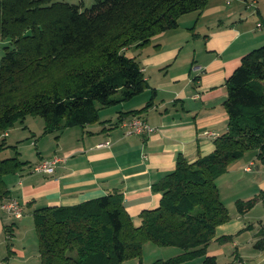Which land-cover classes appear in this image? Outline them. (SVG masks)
Instances as JSON below:
<instances>
[{"label": "trees", "instance_id": "trees-1", "mask_svg": "<svg viewBox=\"0 0 264 264\" xmlns=\"http://www.w3.org/2000/svg\"><path fill=\"white\" fill-rule=\"evenodd\" d=\"M208 2L95 0L85 9L63 0H0V39L11 43L0 61V137L27 116H41L47 132L91 124L100 120V107L116 103L118 93L123 100L143 93L146 78L128 50L179 27L182 16L203 12ZM242 59L227 81L229 128L216 138L213 153L195 162L180 156L176 169L155 187L163 194L159 207L143 212L139 227L118 193L36 210L41 264H123L141 260L150 242L183 251L151 264L203 255L204 264H217L207 247L216 227L231 219L217 177L251 150L264 163V46ZM22 165L18 157L0 160V194H9L4 174ZM261 199L237 201L238 213Z\"/></svg>", "mask_w": 264, "mask_h": 264}, {"label": "crops", "instance_id": "crops-1", "mask_svg": "<svg viewBox=\"0 0 264 264\" xmlns=\"http://www.w3.org/2000/svg\"><path fill=\"white\" fill-rule=\"evenodd\" d=\"M238 1L242 3L209 0L203 12L182 16L179 27L154 36L146 46L130 48L148 85L130 100L118 93L116 103L100 107L99 121L47 132L45 121L34 126L27 116L1 135L0 160L18 157L25 163L3 176V188L21 200L25 215L16 219L0 209V264H41L35 211L46 206L70 207L118 193L134 226H141L142 213L159 207L163 194L155 187L176 169L178 158L195 162L213 153L216 138L229 128L227 81L262 41L244 30ZM198 66L203 69H194ZM134 115L158 131L126 136L121 121ZM106 141L109 145L100 147ZM6 149L16 152L1 157ZM55 155L65 161L54 173L33 171ZM258 161L257 151L251 150L217 177L219 190L223 187L227 194L235 183L246 181L250 187L226 199L221 191L231 219L216 227L206 252L217 264H264V201L245 214L238 213L236 203L264 197V163ZM224 237L228 240H219ZM182 253L179 247L150 242L141 260L151 264ZM204 259L197 256L178 264H204Z\"/></svg>", "mask_w": 264, "mask_h": 264}, {"label": "rangeland", "instance_id": "rangeland-1", "mask_svg": "<svg viewBox=\"0 0 264 264\" xmlns=\"http://www.w3.org/2000/svg\"><path fill=\"white\" fill-rule=\"evenodd\" d=\"M63 1L69 2L71 4L73 3L82 4L85 9L87 7H91L95 3V0H63ZM237 6L240 12V13L238 12V17L241 18L242 20L245 19L243 26L244 30L246 29V31L252 32L254 35H256L257 39L259 38L262 39V41H260L258 44L259 46H257L258 48H256L259 49V47L264 46V0H247V1L242 0V3L238 1ZM10 44L11 43L9 40L0 39V61L5 54V48L9 47ZM28 119L33 123L34 126H38L40 121L43 123L45 121L41 116L39 117L30 116ZM6 133L7 132H4L2 135H6ZM4 151L2 152L1 157L6 155H14L16 152L9 149L8 150L6 149ZM258 162L262 163L260 160ZM242 179H243L242 177H238V181H241ZM247 185L248 184L246 183V181L239 182V183H235L234 187L228 190L229 194H227L226 191H224L223 187L221 191L223 192V195L225 194L224 198L226 199L231 196L233 197V194L234 195L243 194V192L246 191L247 188H250Z\"/></svg>", "mask_w": 264, "mask_h": 264}, {"label": "built area", "instance_id": "built-area-1", "mask_svg": "<svg viewBox=\"0 0 264 264\" xmlns=\"http://www.w3.org/2000/svg\"><path fill=\"white\" fill-rule=\"evenodd\" d=\"M194 69H203L201 66L195 67ZM121 126H126V123L121 122ZM130 133H125L126 136L128 135H138V132H145L148 134H152L158 131V128L154 127L151 125L149 122H144V123H136V125H131L129 126ZM212 135L213 133L206 132V135ZM106 143L101 144L100 147H106ZM65 159L55 155L53 158L50 159H44L41 161V163L35 165L33 167V171L37 173H49L52 174L55 171V167L57 164L64 162ZM251 164L249 167L246 168V170L250 171L251 170ZM7 196V201L8 205L0 206V209L5 211L6 213L10 214L12 217L18 219L22 218L25 215V207L21 200L18 198H15L13 196H10L9 194H0V197Z\"/></svg>", "mask_w": 264, "mask_h": 264}, {"label": "bare ground", "instance_id": "bare-ground-1", "mask_svg": "<svg viewBox=\"0 0 264 264\" xmlns=\"http://www.w3.org/2000/svg\"><path fill=\"white\" fill-rule=\"evenodd\" d=\"M144 122H147V121L145 119L143 120L140 117H133L128 121H123L122 123H126V126H123V127L126 130V133H130L129 126L136 125V123H144ZM143 133L145 132H138V135L143 134ZM132 135H135V134H132ZM132 135H128V136H132ZM4 205H8L7 196L0 197V206H4Z\"/></svg>", "mask_w": 264, "mask_h": 264}]
</instances>
